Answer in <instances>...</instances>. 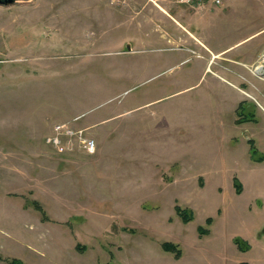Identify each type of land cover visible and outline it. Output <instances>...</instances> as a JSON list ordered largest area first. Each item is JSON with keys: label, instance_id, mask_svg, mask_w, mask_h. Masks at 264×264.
I'll return each mask as SVG.
<instances>
[{"label": "rangeland", "instance_id": "1", "mask_svg": "<svg viewBox=\"0 0 264 264\" xmlns=\"http://www.w3.org/2000/svg\"><path fill=\"white\" fill-rule=\"evenodd\" d=\"M204 2H0V264H233L264 233V0Z\"/></svg>", "mask_w": 264, "mask_h": 264}, {"label": "crops", "instance_id": "2", "mask_svg": "<svg viewBox=\"0 0 264 264\" xmlns=\"http://www.w3.org/2000/svg\"><path fill=\"white\" fill-rule=\"evenodd\" d=\"M168 4L167 6L170 7V10L167 9V11L165 10L164 7H161V10L167 12L170 16H172L173 14H171V10H173L174 8H171V6L174 4L173 0H167ZM159 4V3H157ZM192 9L194 7H191ZM198 8H203V7H198ZM154 10H157L156 8H153ZM195 9V8H194ZM203 10V15L204 13H208L209 10L208 9H202ZM176 13L179 14V12L181 10H175ZM202 13V12H201ZM174 18V17H173ZM175 19V18H174ZM177 21V20H176ZM184 25V24H182ZM187 32H189L193 38L195 35H193L190 30L186 29ZM171 39L177 40L179 42H188V38L182 36V34H172ZM224 50V49H223ZM223 50H217L212 54V57H214L215 55H218L220 52H222ZM254 59L253 58H249L248 63H253ZM238 237L240 238L243 242H245L246 244V248L243 249L239 246V243H237L235 241V238ZM231 239L233 240L235 246H236V258L234 259V263L233 264H264V233H256L255 235H246V236H237L234 235L231 237ZM239 253H241L242 255H238Z\"/></svg>", "mask_w": 264, "mask_h": 264}, {"label": "trees", "instance_id": "3", "mask_svg": "<svg viewBox=\"0 0 264 264\" xmlns=\"http://www.w3.org/2000/svg\"><path fill=\"white\" fill-rule=\"evenodd\" d=\"M243 103H239L238 107H237V110H240L241 108V105ZM242 111V109H241ZM248 119H250V117H248ZM240 121V120H239ZM238 122V121H237ZM249 152H250V156L252 159L254 160H263L264 159V153H261L259 152V150L256 148L255 144H254V141L253 139H249ZM234 186H235V190L236 192H241V183L239 181L238 178H234ZM175 211L176 213L180 216V218L184 221V222H188L190 220L193 219L194 217V213L193 211L189 208V207H184V206H181L179 204H176L175 205ZM212 220L213 218L211 216H208L206 219H205V223L207 225L211 224L212 223ZM206 229H204L203 226H199V231L200 232H203L205 231ZM235 241L237 243H239V246L243 249H245L246 247V243L243 242L240 238L236 237L235 238ZM162 247L164 248V250L166 251H171V252H174V255L176 257L180 256V253H181V250L180 248L178 249V247L176 246V244L172 243V242H163L162 244ZM3 257L0 255V260H2ZM10 264H24L20 259H17V258H11L10 259ZM240 264V263H239Z\"/></svg>", "mask_w": 264, "mask_h": 264}, {"label": "built area", "instance_id": "4", "mask_svg": "<svg viewBox=\"0 0 264 264\" xmlns=\"http://www.w3.org/2000/svg\"><path fill=\"white\" fill-rule=\"evenodd\" d=\"M176 3H180L186 6H190V7H202L205 2L204 0H173ZM216 3H219L220 0H212ZM67 134V137L70 139V137L72 136H76L83 144V146L87 149L88 152H94L95 150V142L93 139L87 138V137H83V132L82 130H65V128H63L62 126L58 125L55 128V131L52 133L51 136H49L48 140L53 141L55 144L58 145V148L61 150L64 147H66L65 145H62L60 142V134L64 133ZM70 141V140H69Z\"/></svg>", "mask_w": 264, "mask_h": 264}, {"label": "bare ground", "instance_id": "5", "mask_svg": "<svg viewBox=\"0 0 264 264\" xmlns=\"http://www.w3.org/2000/svg\"><path fill=\"white\" fill-rule=\"evenodd\" d=\"M255 69H257L258 73L262 72L264 74V61H262V63H260Z\"/></svg>", "mask_w": 264, "mask_h": 264}, {"label": "water", "instance_id": "6", "mask_svg": "<svg viewBox=\"0 0 264 264\" xmlns=\"http://www.w3.org/2000/svg\"><path fill=\"white\" fill-rule=\"evenodd\" d=\"M15 0H0V2L2 3H13Z\"/></svg>", "mask_w": 264, "mask_h": 264}, {"label": "flooded vegetation", "instance_id": "7", "mask_svg": "<svg viewBox=\"0 0 264 264\" xmlns=\"http://www.w3.org/2000/svg\"><path fill=\"white\" fill-rule=\"evenodd\" d=\"M244 106H245V104H244Z\"/></svg>", "mask_w": 264, "mask_h": 264}]
</instances>
